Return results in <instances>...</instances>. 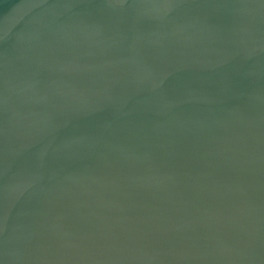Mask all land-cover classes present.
<instances>
[{
    "label": "water",
    "instance_id": "95a60500",
    "mask_svg": "<svg viewBox=\"0 0 264 264\" xmlns=\"http://www.w3.org/2000/svg\"><path fill=\"white\" fill-rule=\"evenodd\" d=\"M0 264H264V0H0Z\"/></svg>",
    "mask_w": 264,
    "mask_h": 264
}]
</instances>
